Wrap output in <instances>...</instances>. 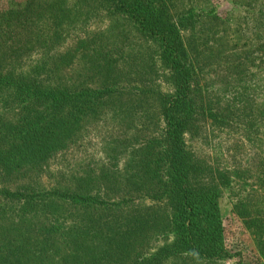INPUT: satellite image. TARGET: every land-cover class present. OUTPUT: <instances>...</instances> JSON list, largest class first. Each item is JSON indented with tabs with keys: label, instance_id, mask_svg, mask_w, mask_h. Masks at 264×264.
Listing matches in <instances>:
<instances>
[{
	"label": "rangeland",
	"instance_id": "rangeland-1",
	"mask_svg": "<svg viewBox=\"0 0 264 264\" xmlns=\"http://www.w3.org/2000/svg\"><path fill=\"white\" fill-rule=\"evenodd\" d=\"M26 1L28 2L0 0V9L19 8ZM185 1L195 13L210 10L218 15L216 20L210 21L203 15V19L199 17L200 21L195 20L193 28L181 32L192 47V56L197 55L196 63L204 68L199 73L203 77L206 74L212 81L208 91L212 105L220 111L234 105L239 111L242 110L240 118L244 120L240 128L234 124L236 130L242 129V134L245 135L238 144L243 148L242 153L238 152L233 140L236 136L239 138V135L229 131V127L218 125L213 116L209 117L206 125H201L203 127H189L185 136L189 149L187 159L200 160V168L207 166L211 172H220L226 182L221 185L222 192L218 199L223 227L222 247L226 254L220 258L197 255L184 247L183 243L176 244V235L167 225L163 229H154L156 225L153 224L151 229L156 232L154 235L153 232L145 233L146 228L140 225L131 230H123V236L134 235L140 242L133 243L132 248L126 246L130 249L122 257H116L118 260L115 262L102 260L96 263L92 255L99 253L100 247L92 245L87 239L84 240L87 249H78L80 257L76 258L72 254L77 249L75 245H71L73 251L69 249L70 256L64 252L61 247L63 242L60 240L62 236H49L47 240H39L37 234L31 231L34 228L19 223L17 219L11 222L13 218H4L0 220V264H264V196L263 199L255 196L250 186L253 184L262 187L258 176L261 168L259 157L264 148V127L258 111L264 100V0ZM77 2L82 6L84 15L87 14L89 4L98 8L90 12L92 15L86 20L88 23L82 31L73 30L74 35L83 38L89 32L102 33L98 37L103 42V50L107 46L105 51L110 57L105 60L101 57V61L115 64L113 69L120 74V84L127 91L135 86V92L123 94L119 100H10L8 105L0 103V116L3 115V119L17 120L16 122L23 124L19 128L36 122L62 124L57 125L63 136L57 142V148L52 155L44 157L39 169L30 172L33 180H37L35 188L38 190L77 192L80 190L78 186L82 185L76 182L89 181L93 186L89 195L101 197L94 188L100 178L106 182L121 183L119 185L129 181L138 183L146 178L162 188L167 180L166 176L157 177L153 173H147V177H144L140 164L141 157H146L144 152L151 155L153 160L154 154L164 149L163 135L158 127L161 102L156 94L159 97L173 94L175 87L169 70L161 62L159 47L156 41L145 37L134 23L110 9L109 1L102 4L97 0ZM170 2L173 3L171 6L169 2L166 4L171 17L175 18L179 0ZM68 43L70 45L71 42ZM235 52L241 58H228ZM70 53V64L56 70L55 81L50 80L54 74L47 76V80H43L45 88L61 89L67 85L75 92L81 87L93 88L104 80L103 73L94 70L91 55L85 61L79 60L75 49H70ZM226 58V62H238L237 66L225 69L224 66H228L224 62ZM106 72L107 67L105 75ZM232 76L245 77L250 84L249 91L236 87L237 82ZM146 84L149 85L146 87L150 90L147 95L149 97L139 100L138 92ZM220 87H226L225 91H219ZM139 146H143L142 149ZM158 159L166 170L169 160L166 152L164 157L158 156ZM151 165L148 167L157 164ZM26 179L27 177L25 181ZM160 191L161 189L158 190ZM123 194L134 198L142 194V191L134 189ZM248 198L250 201H247ZM53 199L56 205L61 202L55 197ZM253 201L255 205L251 204ZM124 207L120 211V207L117 210L99 211L98 215L107 219L123 216L131 218L134 215L139 219H146L153 216L157 217L156 224L161 223L159 227L165 225V219H173L174 216L168 190L163 191L161 198L149 196L146 199H136ZM49 240L60 242L51 248L46 244ZM63 257L66 258L61 259Z\"/></svg>",
	"mask_w": 264,
	"mask_h": 264
},
{
	"label": "trees",
	"instance_id": "trees-1",
	"mask_svg": "<svg viewBox=\"0 0 264 264\" xmlns=\"http://www.w3.org/2000/svg\"><path fill=\"white\" fill-rule=\"evenodd\" d=\"M77 1L28 0L19 8L0 9V103L8 105L10 100H64L66 102L119 100L123 94L135 92V86H131L130 91H127V88L120 84V74L113 69L115 64L110 65L108 61H101V57L104 60L110 57L105 51L107 46L103 50V42L98 37L102 33L89 32L83 38L74 35L75 29L76 32L82 31L88 23L86 20L92 15L90 12L98 8L89 4V9L85 10L87 14L84 15L82 13L84 10ZM97 1L101 4L109 1L110 9L134 23L145 37L156 41L161 62L170 72L175 86L173 94H163L160 97L156 94L158 101L161 102L158 127L163 135L164 149L157 151L153 160L146 152H144L146 157L142 156L140 159L144 177H147V173H153L157 177L165 175L167 180L160 188L146 178L139 180L138 183L129 181L123 185L113 181L106 182L100 178V182L96 183L94 188L101 197L89 195L90 189L93 188L89 181L76 182L83 187L81 189L82 187L78 186L80 190L77 192L38 190L35 188L37 180H33L30 172L39 169L38 166L46 155L53 154L57 148V142L63 137L57 128V125L62 124L36 122V124L27 123L19 128L23 124L16 122L17 120L3 119L4 116L1 115L0 220L4 218H13L11 222L15 219L19 220V223L34 228L31 231L37 234L39 240L41 238L47 240L49 236L57 235L59 238L62 236L65 238L60 239L63 242L61 247L64 248V252L70 256L69 249L73 251L71 245H75L77 249L72 254L76 258L80 257L78 249L81 251L87 249L84 244V240L87 239L92 245L100 247H97L100 252L92 255L96 263L102 260L115 262L118 260L116 257H122L127 253L133 243L140 242L134 235L123 236V230H131L140 225L146 228L145 233H150L154 231L151 229L153 224L156 225L154 229H163L167 225L176 235V244L183 243L184 247L193 250L195 254L206 258H220L226 252L222 247L223 227L218 199L222 192L221 185L226 182L220 172H211L207 166L204 169L200 168L199 165L202 164L200 160L187 159L186 154L189 149L185 136L189 127L190 129L195 125L203 127L201 125H206L209 117L213 116L214 122L218 125L229 127V131L239 135V138L236 136L237 138L233 140L238 152L242 153L243 148L238 144L241 142L240 138L245 135L243 136L242 129L236 130L235 125H239L240 128L244 120L240 118L242 110L239 111L234 105H230L223 111L212 105L208 92L212 81L206 74L203 77V74L199 73L203 72L204 68L196 63L197 55L194 54L193 58L190 53L193 52L192 47L185 41L184 33L181 32V30L193 28L199 17L203 19V15L209 21L216 20L218 15L210 10H200L199 13H195L192 6H189L185 0H179L175 18L171 17L166 4L169 2L171 6L173 4L171 0ZM68 42L74 43H70V46ZM70 49L77 51L79 60L87 61L88 56L91 55L94 70L103 73L104 80L93 88L81 87L75 92L67 85L61 89L47 86L45 88L43 80H47V76L54 74L50 80L55 81L56 70L70 64V57H72ZM51 51L55 53L52 54ZM233 57L241 58V55L235 52L228 58ZM237 63L226 62L228 66L224 68L230 70L235 68ZM232 77L237 82L236 87L249 91L250 84L245 77ZM202 78H204L203 82ZM148 86L144 85L138 92L139 100H146L149 97L147 95L150 90L146 88ZM225 88L220 87L219 91H225ZM262 88L264 89V84ZM52 90L54 91L51 92ZM258 112L264 127V100ZM139 147L142 149L143 146ZM144 148H146L145 145ZM165 152L169 158L166 164L167 173L158 159V156L164 157ZM259 160L261 168L258 181L261 182L262 187L253 186V184L250 186L252 193L263 199L264 148ZM151 164L157 165L148 167L152 166ZM134 189L142 191V194L134 198L123 194ZM160 189L161 191L158 192ZM166 190L170 193L174 216L173 219H165L163 227H159L161 223L156 224L157 217L148 216L149 214L147 215L149 218L146 219H139L136 215L131 218L123 216L107 219L98 215L99 211L117 210L119 207L120 211L125 208V204L136 199H146L149 196L161 198L163 191ZM54 197L61 201L58 205L54 204ZM247 201L250 199L248 198ZM251 204L255 205V202ZM73 213H75L73 216L68 217ZM58 242L49 240L46 244L54 248ZM64 258L66 257L61 259Z\"/></svg>",
	"mask_w": 264,
	"mask_h": 264
}]
</instances>
